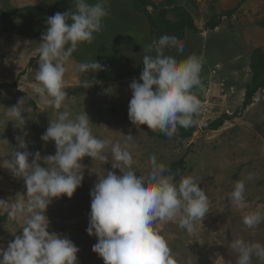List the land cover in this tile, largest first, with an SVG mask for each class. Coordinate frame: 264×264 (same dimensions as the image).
<instances>
[{"label":"rangeland","instance_id":"rangeland-1","mask_svg":"<svg viewBox=\"0 0 264 264\" xmlns=\"http://www.w3.org/2000/svg\"><path fill=\"white\" fill-rule=\"evenodd\" d=\"M97 2L88 0L90 4ZM238 3L239 0H106L108 15L102 20V30L94 33L91 43L78 45L65 74V104L73 117L85 111L93 134L100 139L123 144L126 135L133 136L131 152L137 175L147 174L152 154L168 169L182 160L181 176H193L205 191L209 213L201 223L196 222L193 233L181 229L176 222L156 225L177 264H236L238 254L231 248L233 240L243 238L264 244V223L254 229L243 223L246 212H264V0H243L233 14L225 15ZM25 6H38L46 12L19 9L0 17V164L11 158L8 153L18 146L16 136L23 135L14 127V121L7 122L5 115L21 98L22 108L27 110L22 113L28 132L27 150L33 154L39 151L41 156L56 152L55 142H44L41 136L50 120L56 119L57 110L41 105L32 85L37 83L38 48L48 17L63 13L66 7L75 12L76 0H0L4 11ZM210 21L212 28L208 26ZM165 34L177 37L184 45L182 52L165 48L166 55L178 61L196 55L202 61L201 86L193 89L203 104L195 118L197 123L187 129L178 127L170 139L146 124L137 127L128 116L132 97L129 85L134 78L139 80L144 48ZM94 60L104 70L78 71L79 63ZM84 80L96 82L85 88ZM253 88L255 92L247 98V90ZM39 163L46 166L43 160ZM81 163V186L71 198H54L47 209L48 231L66 235L74 242L80 249L77 264H104L92 250L97 237L86 231L90 192L98 174L106 175L109 170L121 173L112 169L111 158L103 164L85 156ZM249 174L252 179H248ZM166 175L172 176L175 183L181 178L173 172ZM238 180L246 185L247 207L243 210L235 207L229 195ZM17 193L26 194L23 178L0 167V199H12ZM20 231V224L9 221L7 214L0 216V247L6 249L15 239L13 233ZM252 264L264 261L253 257Z\"/></svg>","mask_w":264,"mask_h":264},{"label":"clouds","instance_id":"clouds-1","mask_svg":"<svg viewBox=\"0 0 264 264\" xmlns=\"http://www.w3.org/2000/svg\"><path fill=\"white\" fill-rule=\"evenodd\" d=\"M105 2L76 0V11L48 17V27L41 35L37 83L32 85V91L41 105L57 110L56 119L50 120L41 136L44 142H55V154L41 156L39 151L33 154L27 150L28 132L22 115L27 110L22 108L23 98L5 114L7 122L14 121V127L23 135L16 136L17 148H11V158L4 159L0 167L9 169L18 179L23 178L26 194L0 199V216L7 214L9 221L21 226L7 248L0 247V264H77L80 249L66 235L48 231L50 221L46 212L54 198H71L81 186V161L85 156L103 164L111 158L112 169L121 173L109 170L106 175L98 174L90 192L86 231L97 237L92 250L102 257L104 264H177L167 240L156 228L157 223L176 222L191 234L196 222L201 223L209 213V199L193 176L183 175L175 183L172 176L166 175L168 166L158 162L155 154L149 157L147 174L137 175L131 152L132 135H126L123 144L100 139L92 132L88 114L84 111L73 117L65 104L68 64L78 45L91 43L94 33L102 30V20L108 15ZM165 48L182 52L184 45L177 37L165 34L144 48L139 80L134 78L129 85L132 97L128 116L137 127L146 124L170 139L178 127L187 129L197 123L195 118L203 104L193 89L201 86L202 61L196 55L178 61L166 55ZM77 69L90 73L104 70V66L94 60L79 63ZM95 82L84 80L82 86L89 88ZM6 142L9 143L7 139ZM41 160L46 166H41ZM252 178L249 174L248 179ZM245 191V182L238 180L229 194L237 209L247 207ZM243 223L250 229L256 228L264 223V212H246ZM231 248L238 254L236 264H252L253 257L264 261V244L260 242L236 238Z\"/></svg>","mask_w":264,"mask_h":264},{"label":"trees","instance_id":"trees-1","mask_svg":"<svg viewBox=\"0 0 264 264\" xmlns=\"http://www.w3.org/2000/svg\"><path fill=\"white\" fill-rule=\"evenodd\" d=\"M64 1H67V0H63ZM243 0H239V3L232 9H229L225 12V15H231L233 14L238 5H240V3L242 2ZM67 3V2H66ZM67 5V4H66ZM19 9L21 10H24V11H27V12H30V13H36V14H42L44 12H46L45 9L41 8V7H38V6H25V7H22V8H18V9H10L8 11H4L0 8V17H8L10 15H12L13 13H15L16 11H18ZM69 11V9H67V7L63 10V13ZM187 15V14H186ZM187 20L189 21V24H192L193 25V20L190 16H188ZM150 23V22H149ZM209 27H213V23L212 21H210V23L208 24ZM262 64V69L264 71V62L261 63ZM257 87V86H255ZM255 92V88L253 89H249L247 90V98H251L252 97V94ZM182 163L183 161H179L178 163H174L172 164L171 166H169V171L167 173H172L175 175L176 178H178L179 176H181L182 172H183V168H182Z\"/></svg>","mask_w":264,"mask_h":264}]
</instances>
